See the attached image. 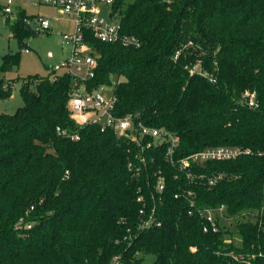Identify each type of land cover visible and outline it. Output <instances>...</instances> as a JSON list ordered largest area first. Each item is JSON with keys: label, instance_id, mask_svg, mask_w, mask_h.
I'll return each instance as SVG.
<instances>
[{"label": "trees", "instance_id": "trees-1", "mask_svg": "<svg viewBox=\"0 0 264 264\" xmlns=\"http://www.w3.org/2000/svg\"><path fill=\"white\" fill-rule=\"evenodd\" d=\"M108 16L140 40L103 42L82 27L97 60L86 87L115 79L114 115L178 135L174 159L205 145L250 152L187 176L163 144L140 163L135 143L74 124L64 70L5 79L35 33L37 15L18 7L5 15L18 49L0 56V100L20 80L23 101L0 111V264H264V0H113ZM223 215L246 217L231 230Z\"/></svg>", "mask_w": 264, "mask_h": 264}, {"label": "built area", "instance_id": "built-area-1", "mask_svg": "<svg viewBox=\"0 0 264 264\" xmlns=\"http://www.w3.org/2000/svg\"><path fill=\"white\" fill-rule=\"evenodd\" d=\"M23 1V0H22ZM36 5H49L58 8L62 13L73 16L74 31L72 33L63 32L62 39L69 44L70 53L62 61L53 65V71L64 70L71 76V89L68 93V116L78 126H84L88 123L97 125L100 130H112L122 139L135 143L139 152L135 153L137 161L145 163L146 158L143 154L145 149L157 147L163 144V153L169 161L176 163L180 170H184L187 176L191 175L190 167L192 165L202 164L205 161L234 159L241 153H249L247 148L239 146L216 145L207 146L188 153L187 155L174 159L173 153L177 147L179 137L163 127H155L145 124L136 114L126 113L117 116L112 113L113 97L105 98L102 94L104 85L98 88L88 90L86 80L94 75L97 60L91 54V48L83 40L82 27L89 28L93 35L103 42H119L123 46H138L139 38L133 34L121 33L120 25L117 21L109 18V10L106 16H103L105 6L109 7L113 0H24ZM16 0H5L0 4V10L4 15L12 16L15 9L18 8ZM39 28L47 31L51 27L49 18L37 16ZM27 51V48H24ZM252 100L248 105L252 106ZM57 131L71 139H79L77 133H66L57 128ZM148 157L152 159L151 155ZM130 164V163H129ZM223 174L217 173L206 178L208 184H214L223 178ZM200 177H205L200 176ZM202 178V179H203ZM201 179V178H200ZM163 184L157 183L156 190L161 191ZM188 195L192 196L190 190ZM138 200L142 198L137 197ZM190 204H194V199H189ZM140 212L142 210L140 209ZM201 215L210 223V229L217 231L218 227L214 223L215 214L210 209H199ZM219 214L222 216V207L219 208ZM149 219L143 220L141 225H147ZM17 226H22V221L17 222ZM29 226V225H28ZM207 230V225L203 226Z\"/></svg>", "mask_w": 264, "mask_h": 264}, {"label": "rangeland", "instance_id": "rangeland-1", "mask_svg": "<svg viewBox=\"0 0 264 264\" xmlns=\"http://www.w3.org/2000/svg\"><path fill=\"white\" fill-rule=\"evenodd\" d=\"M5 0H0L4 2ZM130 1V0H127ZM25 8L29 14H38L37 16L49 17L52 19L54 25L49 30L44 31L39 28L38 21L34 17L29 20L30 26L35 33L25 41L29 45L27 51L21 50L20 62L18 67L4 74L5 79L14 76H23L28 73H39L41 75L50 74L52 72V65L58 61L59 53L62 49H69V44L58 36L57 32L64 31L72 33L74 31V21L72 15L62 13L58 8L49 5H35L32 2H27ZM35 5V6H34ZM104 9L109 10V7L105 6ZM103 16L107 15V12ZM10 28L5 22V15L0 10V54L6 51H16L18 49L17 39L11 35ZM48 51L52 54L49 56ZM52 77V75H51ZM116 82L115 79L111 81L109 85H104V89L101 91L105 98H111L113 96V86ZM20 80L13 83L11 95L5 99L0 100V111L12 113L15 109L23 104L21 95L19 93ZM223 214V213H222ZM246 217L241 215L240 217H226L223 215L221 223L224 222L232 230L234 229V221ZM153 256H146V264H149Z\"/></svg>", "mask_w": 264, "mask_h": 264}, {"label": "crops", "instance_id": "crops-1", "mask_svg": "<svg viewBox=\"0 0 264 264\" xmlns=\"http://www.w3.org/2000/svg\"><path fill=\"white\" fill-rule=\"evenodd\" d=\"M17 1V5L19 6V7H22V8H24L25 10H26V8H25V4H28L27 3V1H22V0H16ZM3 2H0V4H2ZM36 5V4H35ZM34 5V6H35ZM38 6V5H37ZM103 11H104V13H106L107 12V10L106 9H103ZM26 12H27V10H26ZM28 13V12H27ZM29 14V13H28ZM36 15H38L37 13H36ZM73 17V16H72ZM46 18H49V17H46ZM50 19V22H51V27H53V25H54V23H53V21H52V19L51 18H49ZM50 27V28H51ZM64 31H59V32H57V34H58V36L60 37V35H62V33H63ZM67 33H69V32H67ZM12 35V34H11ZM62 38V37H61ZM27 50L29 49V45H27ZM24 50V49H23ZM25 51V50H24ZM2 53H4V52H2ZM1 53V54H2ZM69 53H70V48L69 49H62L61 50V52L59 53L60 55H59V59H58V61L55 63V64H57V63H59L60 61H62L66 56H68L69 55ZM1 54H0V56H1ZM52 53L50 52V51H48V55L50 56ZM55 64H53V65H55ZM53 65H52V67H53ZM53 70V69H52Z\"/></svg>", "mask_w": 264, "mask_h": 264}]
</instances>
